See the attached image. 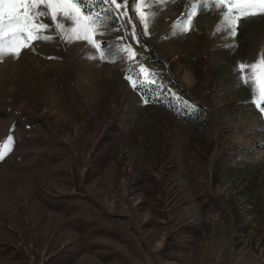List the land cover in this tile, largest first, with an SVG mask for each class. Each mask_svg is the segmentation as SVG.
<instances>
[{"label": "rangeland", "instance_id": "obj_1", "mask_svg": "<svg viewBox=\"0 0 264 264\" xmlns=\"http://www.w3.org/2000/svg\"><path fill=\"white\" fill-rule=\"evenodd\" d=\"M117 3L104 59L48 15L0 56V264H264V112L238 67L264 13L232 37L211 0ZM139 65L158 83L134 89Z\"/></svg>", "mask_w": 264, "mask_h": 264}, {"label": "snow or ice", "instance_id": "obj_2", "mask_svg": "<svg viewBox=\"0 0 264 264\" xmlns=\"http://www.w3.org/2000/svg\"><path fill=\"white\" fill-rule=\"evenodd\" d=\"M139 4V0H136ZM198 2V0H197ZM216 7L224 9L223 27L228 30V35L234 37L236 34L237 21L239 17L248 15L249 13H264V0H211ZM100 4L97 8L94 5ZM207 6L209 0H204ZM39 5L45 6L46 13L33 11ZM115 5L119 9L120 5L117 0H0V37L7 36V40H0V56L4 54L19 55L21 48L29 46L32 40L40 38L41 30H46L50 27L49 24L43 23L36 17L39 15H48L55 29L59 31L63 38L67 39L66 33L74 35L78 39L88 41L99 53V58L104 59L105 53L101 51V45L106 44V41L95 39L96 36L102 35L100 31L104 27L105 15L111 12L116 18V23H120V18L123 14L111 8ZM197 3H193L188 12L184 14L185 20L182 30H190V22L196 14ZM142 22H144L145 31L147 34V15L141 7L136 8ZM58 15L66 18L71 22L72 27L66 28L65 24L58 22ZM49 39L50 37H43ZM135 39V33L133 32ZM117 39H120L117 37ZM129 59L135 56L130 46H127ZM241 72V79L245 83L251 82L253 85L251 102L254 103L262 112L261 104H264V55L258 58L250 65L240 63L238 65ZM245 68L250 69V73L245 74ZM139 77L134 78L129 75L134 89L139 88L140 84L158 83L155 77H151L148 70L143 65L138 66ZM146 73H148L146 75ZM162 86V82L158 84ZM143 103L149 102L147 98L142 100ZM3 156H0L2 159Z\"/></svg>", "mask_w": 264, "mask_h": 264}, {"label": "trees", "instance_id": "obj_3", "mask_svg": "<svg viewBox=\"0 0 264 264\" xmlns=\"http://www.w3.org/2000/svg\"><path fill=\"white\" fill-rule=\"evenodd\" d=\"M143 95H145V93H143Z\"/></svg>", "mask_w": 264, "mask_h": 264}]
</instances>
